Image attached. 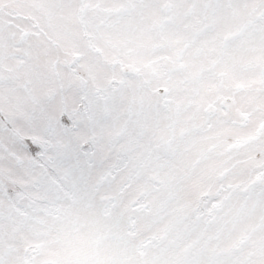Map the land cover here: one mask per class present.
<instances>
[{
  "label": "snow or ice",
  "instance_id": "obj_1",
  "mask_svg": "<svg viewBox=\"0 0 264 264\" xmlns=\"http://www.w3.org/2000/svg\"><path fill=\"white\" fill-rule=\"evenodd\" d=\"M0 264H264V0H0Z\"/></svg>",
  "mask_w": 264,
  "mask_h": 264
}]
</instances>
